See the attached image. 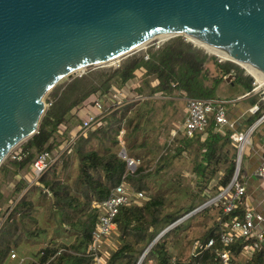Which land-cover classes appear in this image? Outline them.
I'll list each match as a JSON object with an SVG mask.
<instances>
[{
    "label": "trees",
    "instance_id": "16d2710c",
    "mask_svg": "<svg viewBox=\"0 0 264 264\" xmlns=\"http://www.w3.org/2000/svg\"><path fill=\"white\" fill-rule=\"evenodd\" d=\"M211 59L216 76H209L205 67ZM139 70L145 78H156V84L149 88L151 96L157 93L172 96L176 91L189 98H218L216 88L222 81L246 93L254 86V78L237 63L217 61L198 44L182 36L170 37L158 48L149 46L143 53L130 54L117 67H88L80 76L55 85L46 98L48 106L37 132L19 145L24 156L2 162L0 172L17 174L29 166L37 153L56 148L59 143L55 142L54 134L73 109L93 94L104 95L113 86H124ZM208 80L211 84H207ZM151 102L149 98L105 108L100 125L78 134L71 152L61 153L40 175L39 186L23 178L18 180L13 192L19 197L0 223V264L86 262L84 253L97 215L93 204L105 199L122 180L134 191L145 194L138 202L121 206L116 214L115 248L109 251L106 264H135L164 228L229 186L238 156L230 138L231 129L218 130L211 117L203 132L191 137L182 134L173 143L166 141L160 154L152 160L145 129L152 111ZM261 114L258 111L245 123L252 124ZM121 129H124L122 141L127 156L139 160L133 172L127 170L126 160L119 156ZM142 149L144 153L139 154ZM183 155L190 162L188 178L178 173L177 179L163 189L157 184L158 177L174 159ZM240 178L241 167L238 182ZM212 210L216 212L212 214ZM244 210V203L229 213L223 211L220 200L207 205L167 231L151 246L144 261L148 264H223L218 252L227 249L231 264H264L263 244L250 256H244V246L253 239L238 238L228 246H223L218 239L224 226L234 217L241 218ZM185 238L192 246L195 241L201 244L196 255L183 256L180 252L172 255L171 249ZM210 238L213 244L205 248ZM36 242H40L39 247L26 257L28 244ZM14 251L19 254L16 262L10 258Z\"/></svg>",
    "mask_w": 264,
    "mask_h": 264
},
{
    "label": "water",
    "instance_id": "95a60500",
    "mask_svg": "<svg viewBox=\"0 0 264 264\" xmlns=\"http://www.w3.org/2000/svg\"><path fill=\"white\" fill-rule=\"evenodd\" d=\"M159 35L198 38L264 77V0H0V165L37 132L48 106L42 97L57 78L120 64ZM238 171L239 156L231 185ZM214 200L164 228L141 257Z\"/></svg>",
    "mask_w": 264,
    "mask_h": 264
},
{
    "label": "built area",
    "instance_id": "2783aa9c",
    "mask_svg": "<svg viewBox=\"0 0 264 264\" xmlns=\"http://www.w3.org/2000/svg\"><path fill=\"white\" fill-rule=\"evenodd\" d=\"M165 40L166 38L161 42H159V40L154 48H158ZM144 58H147V54L144 55ZM115 66H119V63H116ZM78 71V76L85 72L84 70ZM253 78V89L246 95H254L255 99L250 101L244 114L252 115L260 111L262 113L259 118L261 121L264 119V111H262L264 105V85L259 84L255 76H253ZM120 95L121 92L117 89L114 93H112L110 90V92L102 96L99 102H95V106L100 110V115H102L103 105L106 103L114 105V98ZM242 98H244V95L237 99ZM185 102V114L181 125L178 126V130L176 131H180L182 134L191 137L196 132H203L207 125L208 119L212 117L218 130H223L225 128L231 129L230 138L237 147L238 156L241 155L245 145L249 143L251 129L249 128L245 131L237 130V126L239 124L238 118H232L227 112L226 103L229 101L219 98L185 97ZM101 119L102 118L95 114L87 115L82 119L78 133L74 136H67L65 138L63 124H60L54 134L56 139L60 137V144L50 151L43 150L33 157L31 163L29 164L32 172V178L29 184L39 185L38 179L40 175L56 161L59 155L63 152H71L72 144L74 143L77 135L80 133H85L87 129L98 127L101 123ZM176 131L172 130L171 134L175 136ZM123 133L124 129H121L118 134L121 148H124L122 141ZM23 156L24 154L19 147L17 151L12 153L11 160H20ZM122 158L126 160L127 170L129 172H133L136 166L139 164L138 159L128 157L127 154H125ZM256 172L261 183L264 185V160L258 165ZM236 178L232 185L229 184L228 187L219 192L216 195V200L213 201L215 202L220 200L225 213L231 212L232 210L236 209L238 205L244 203L243 195L245 193V187L240 184ZM231 187H233V190H231ZM144 194V191H134L126 184L124 180H122L118 185L110 190L108 196L105 199L93 204V206L97 209V215L91 234L90 243L86 252L84 253V256H86L88 260L83 264H106L109 251L114 250L115 248L113 236L117 233L116 222L114 220L116 214L118 213L121 206L138 202L143 198ZM238 238H246L250 240L253 239L244 246L242 252L244 256H250L261 246V244L264 245V215L255 211L252 207L245 205L244 215L241 218L234 217L227 224V226H224L218 236V239L223 246L230 245ZM212 244L213 238H210L204 247L206 248ZM200 245L201 244L198 241L194 242L192 246L193 255H196L197 249L200 247ZM218 256L223 264H231L229 251L227 249L220 250L218 252ZM15 257L16 254L14 252L10 254L11 259ZM173 260L174 258H172V262ZM143 262L144 257L142 258L140 256L135 264H144Z\"/></svg>",
    "mask_w": 264,
    "mask_h": 264
},
{
    "label": "rangeland",
    "instance_id": "374dc122",
    "mask_svg": "<svg viewBox=\"0 0 264 264\" xmlns=\"http://www.w3.org/2000/svg\"><path fill=\"white\" fill-rule=\"evenodd\" d=\"M167 37L168 36H162L161 38L156 37L154 39H151L150 41L145 43L144 47L139 48L136 52H142L143 53L147 49V47H149V46L154 47L159 40H160L159 42H161L163 39H165ZM195 44H197V43H195ZM199 46H201V45H199ZM208 53L211 56H214L217 59V61L227 60V59L223 58L222 56H220L216 51H214L211 48H209ZM116 63H117V61H114V62L108 63L109 65H104L103 67H116L115 66ZM205 67L208 70L209 76H216L217 70H216V66L214 65L212 59L205 64ZM87 68H85V70ZM141 78H142V76L140 75V73H138L137 81L134 80L136 85H134V87L131 86L130 88H128L127 89L128 92H126L124 96L122 94V96L120 95V96H117L116 98H114V105L106 103L103 105V108L105 109V108H108L109 106H113L115 108L117 106V104H119V103H126V102H130V101L138 102V101H141L144 99H149V98L151 100H153L152 105H149L152 107V111L149 114L148 123L146 124L145 129H147V137L149 140L150 152H148V155L151 157L152 160H154L158 156V154H160V152L162 151V149L164 147V143L166 141H167V143L168 142L173 143V141L175 140L176 137H179L182 135V133L179 131V132H177V134L174 137H172L171 131L172 130H175V131L178 130V126L181 125L183 117H184V108H185L186 102H185V97L176 91L174 92L172 97H167V96L159 94V93L151 96L150 91H149L151 79L148 78L145 81L146 83H144V82L141 83L139 81V79H141ZM154 79L156 80L155 77H154ZM66 80L67 79L65 78V76H60L59 78H57V80H56L57 82L55 85L63 83ZM206 82H207V84H211L210 80H208ZM137 84H140V85L137 86ZM54 86L49 88V90L42 97L43 101L46 104H47L46 98L49 95V93L52 91ZM137 87H139L141 89V91L136 92L135 89ZM229 88H230V85L227 84L226 82L222 81L220 84H218V86L216 88V96L218 98L227 97V96L229 97V96H234L238 92L243 91L240 87L235 85L234 86L235 90L231 94H229V90H230ZM123 99H124V101L125 100L126 101L124 102ZM120 100H122L123 102H121ZM262 111H264V107L262 108ZM75 118H76V127L78 125L77 130H79L80 125H81V118L77 117V116H75ZM68 137H70V135H68ZM54 139H55V142L59 143L60 137H58L57 138L58 140H57L56 137L54 136ZM23 141H21L20 143L15 145L10 150L9 154H7V156L3 160V162L4 161L9 162V160H11L12 153H14L15 151H17L19 149V145ZM144 151L145 150L142 149L138 153L139 154L144 153ZM184 156L185 155H183L181 158L174 159L172 161V165L166 170V172L162 173L161 176L158 177V179H157L158 183L157 184L160 187L162 185V188L165 189L166 185L169 184V182L171 180L177 179L176 174H178V173L182 174L184 177L188 178L190 162ZM30 173L28 172V170L26 168L21 169L17 174H13L10 171L6 172V174H3L0 172V189H2V194H3V198L0 199V223L2 222L3 215L7 212V209H9L12 206L15 199H17L19 197V195H16L13 192L15 184L18 182V180L20 178L27 180L29 183L31 178H32L31 177L32 172H30ZM35 185L39 186L38 184H35ZM185 201L186 200L183 199L182 203H184ZM214 212H216V210H212V214H214ZM183 240L184 241H182L180 244H178L174 249H171L172 255H177L179 252L182 253L183 256H186L189 253L192 254V252H191L192 251V245H190V243L187 241L186 238ZM39 243L40 242L28 244L29 248H28L27 252L29 254H25V256L30 257V253H32L33 251H35L37 249V247H39ZM15 254H16V257L12 258L13 262H16L15 261L16 258L19 257V254L17 252H15ZM143 263L148 264V261L145 260Z\"/></svg>",
    "mask_w": 264,
    "mask_h": 264
},
{
    "label": "crops",
    "instance_id": "0c3cea01",
    "mask_svg": "<svg viewBox=\"0 0 264 264\" xmlns=\"http://www.w3.org/2000/svg\"><path fill=\"white\" fill-rule=\"evenodd\" d=\"M138 73H140V75L142 76V78L139 79L141 83L145 79L149 78L151 79V83H150L151 87L156 84L157 81L154 79L153 76H148L145 78L142 74V71L139 70L136 73L135 76L136 79L133 78L129 80L124 86L121 87L113 86L114 88L111 89V92L114 93L117 89L118 91L121 92V96L122 94L124 96L125 93L128 92L127 90L128 88H130L131 86L134 87V85H136L134 80L137 81ZM261 83L264 84V82ZM138 85L140 84H137V86ZM138 88L139 87L135 89L136 92L139 91ZM229 89H230L229 94H231L235 90L234 85H230ZM246 94H247L246 92L241 91L234 96L221 97V99L229 101L226 103L227 112L230 114L232 118H238L239 124L237 126V130L245 131L249 128L251 129V133L249 135V143L245 145L241 155L239 156V168L241 167V178H240L241 182L239 183L245 187V193L243 195L245 205L252 207L255 211L264 215V185L261 183L256 172L258 165L261 163V161L264 160V119L260 121V119L258 118L252 124L245 123L246 119L249 118L251 115H247V114L245 115L244 112L248 107L250 101L255 99L254 95L250 96ZM243 95L244 98L237 99ZM102 96L103 95L93 94L71 111L70 115L67 118V121L63 123L64 138L67 137L68 135L74 136L78 133L77 130L78 125L76 127L75 116L80 117L81 121L89 114L98 115L100 118L103 117V115H100V110L95 106V102L97 101L99 102ZM167 97H172V96H167ZM120 101L123 102L124 99L123 101L122 100ZM119 104H123V103H119ZM150 105H152V102L150 103ZM184 114H185V108H184ZM177 132L179 131H176V134ZM171 136L174 137L172 134ZM25 168L28 170L29 173L31 172L29 166ZM0 192L2 193V189H0Z\"/></svg>",
    "mask_w": 264,
    "mask_h": 264
},
{
    "label": "bare ground",
    "instance_id": "6f19581e",
    "mask_svg": "<svg viewBox=\"0 0 264 264\" xmlns=\"http://www.w3.org/2000/svg\"><path fill=\"white\" fill-rule=\"evenodd\" d=\"M162 36H168V35H159L157 38H161ZM190 38V39H189ZM189 38H187V39H189V40H193V42H195V43H197V44H199V45H201L202 47H204L205 49H207L208 51H209V48H211V49H213L212 47H210L209 45H207L206 43H204L203 41H201L200 39H198V38H194V37H189ZM214 51H216L220 56H222L223 58H225V59H232V60H234V61H236L239 65H241L249 74H252L253 76H255L256 77V80H257V82L259 83V84H261L262 85V83L261 82H264V77L263 76H261L260 74H258L256 71H254L252 68H250L249 67V65L247 64V63H245V62H243V61H240V60H238V59H236L235 57H232V56H230V55H227V54H225V53H222V52H220V51H217V50H215V49H213ZM215 54V53H214ZM217 55V54H216ZM114 61H118V59L117 58H115V59H111V60H109V61H107V64L108 63H111V62H114ZM78 71V70H77ZM80 71V70H79ZM78 71V72H79ZM64 76V75H63ZM260 81V82H259ZM264 85V84H263ZM22 140H20L19 142H21ZM18 142V143H19Z\"/></svg>",
    "mask_w": 264,
    "mask_h": 264
}]
</instances>
